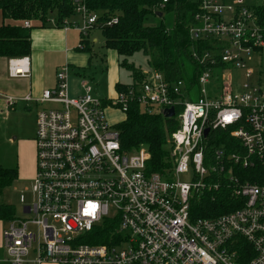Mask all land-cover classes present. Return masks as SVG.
Segmentation results:
<instances>
[{
    "label": "built area",
    "instance_id": "built-area-1",
    "mask_svg": "<svg viewBox=\"0 0 264 264\" xmlns=\"http://www.w3.org/2000/svg\"><path fill=\"white\" fill-rule=\"evenodd\" d=\"M71 1L80 22L65 19L61 27L80 32L79 49L96 25L117 23L116 16L99 23L103 14L89 10L86 0ZM193 1L188 35L200 70L195 100L188 83L167 81L155 69L112 97H98L85 81L83 93L70 97L66 64L39 97L0 93V113L18 100L51 105L36 112L32 201L25 203L22 193V215L2 229L8 264H264V0ZM27 59H9L8 75L25 74ZM236 69L244 78L240 91L232 79ZM132 103L161 115L174 108L166 173L147 170L144 149H121L108 111L123 119ZM218 140L226 142L212 144ZM189 171L193 181L174 180ZM213 180L224 181L235 208L192 218L191 200L216 189ZM104 221L115 228L111 245L82 242Z\"/></svg>",
    "mask_w": 264,
    "mask_h": 264
},
{
    "label": "trees",
    "instance_id": "trees-1",
    "mask_svg": "<svg viewBox=\"0 0 264 264\" xmlns=\"http://www.w3.org/2000/svg\"><path fill=\"white\" fill-rule=\"evenodd\" d=\"M86 0L89 10L102 13L99 23L112 16L117 23L100 26L103 46L112 49L117 55L118 67L128 70L130 82H116L115 90L141 83L144 75L141 70L128 61V57L141 52L146 57L150 69H155L167 81L182 79L189 88L196 87L198 65L191 59L189 48L192 44L188 35V26L197 10L193 0ZM173 10L174 23L168 28L162 22L147 25L145 21L151 14ZM264 16V8L259 9ZM162 16V15H161ZM75 17L71 0H0V57H27L31 50L30 32L35 27L53 25L61 27L64 20ZM54 19V24L51 23ZM28 21L29 26H24ZM89 36L83 41L82 50L92 53ZM94 54V53H93ZM191 68L192 77L189 76ZM182 107L176 109V114ZM121 149L132 152L143 148L146 151V168L151 172L165 173L170 170L169 148L171 134L177 128L176 115L164 117L159 113H147L140 110L136 103L129 105L124 118L116 123ZM226 141L218 140L212 144L219 146ZM170 147V145H169ZM17 178L15 168L0 167V190ZM242 178V177H241ZM252 178V175H250ZM255 177L252 178V180ZM218 187L205 190L191 200L192 218H213L235 208L236 202L222 180H213ZM14 215L11 207L5 211L9 219ZM115 234L113 224L107 221L96 226L82 242L88 244L111 245ZM90 235V236H89ZM241 248V247H240ZM244 252L240 249V256ZM245 256V255H244ZM249 257L246 259L248 260Z\"/></svg>",
    "mask_w": 264,
    "mask_h": 264
},
{
    "label": "rangeland",
    "instance_id": "rangeland-1",
    "mask_svg": "<svg viewBox=\"0 0 264 264\" xmlns=\"http://www.w3.org/2000/svg\"><path fill=\"white\" fill-rule=\"evenodd\" d=\"M246 3H258L261 0H245ZM174 12L173 10H167L162 12V16L151 14L147 17L145 24L157 25L161 22L168 28L173 26L174 23ZM71 21L80 22V17L75 16L70 19ZM1 22V21H0ZM71 33L75 38L69 45L70 55L69 64L76 67L77 72L83 77V80L93 88L92 93L98 97H104L108 95L107 89L109 90L108 78L117 76V81L121 83H128L131 80L128 70L125 68L118 67L115 64V56L111 49H107L103 46V37L100 30L90 31L89 45L92 48L90 52H79L75 51L79 40L81 39L80 32L71 27ZM77 39V42H76ZM95 39V42H92ZM79 52V53H77ZM94 53V54H93ZM129 62L134 63L136 67L144 71L150 69L146 57L141 52H136L127 58ZM111 65V67H109ZM152 69V68H151ZM189 76L192 77L191 68H189ZM232 79L236 89L241 90V83L244 81L242 71L236 69L232 71ZM187 83V81H185ZM197 98V89H191L190 100ZM50 107V105L48 106ZM46 107V108H48ZM109 120L111 123H118L122 119V114L108 111ZM35 113L33 110H22L18 108L16 112L10 113L9 115L0 113V167L3 168H14L17 159V144L20 140L30 141L35 137ZM169 148V145H167ZM143 149V148H142ZM35 150V149H34ZM140 150V149H139ZM35 154V152H34ZM170 158V155H169ZM171 161V158H170ZM167 171V170H166ZM166 173V172H165ZM178 179L182 182H191L194 180L193 172L189 171L186 173L177 174L174 176V180ZM19 191L15 190L13 185H7L3 187L2 193L5 195L7 201L11 204L14 216H21V205L19 200L20 195L23 193L25 197V203L29 204L32 201L31 183H21L18 185ZM29 228L34 229L32 225Z\"/></svg>",
    "mask_w": 264,
    "mask_h": 264
},
{
    "label": "crops",
    "instance_id": "crops-1",
    "mask_svg": "<svg viewBox=\"0 0 264 264\" xmlns=\"http://www.w3.org/2000/svg\"><path fill=\"white\" fill-rule=\"evenodd\" d=\"M93 30L96 29H92L91 31ZM74 39L71 29L65 30L63 27H55L53 25L33 28L30 32L31 50L30 54L27 56L28 64L23 67V69L25 68L23 71H27L25 74L17 77H10L7 70L9 59L6 57H0V93L13 96H22L29 93L34 98L39 97L43 89L52 88L55 85L57 69L66 64L69 67L67 79L68 94L70 97L81 95L83 93L81 85L82 81H84L83 77L79 72L75 71L76 67L70 65L68 62L71 49V47L69 48V45ZM92 42H95V39H93ZM75 45V51L82 53L87 52L77 48L76 43ZM112 51L117 66V55L114 50ZM26 67L28 70H26ZM109 67H111V65ZM116 77L117 76L115 75L114 77L108 78V95H105L104 97H112L115 94V84L118 82ZM49 105L50 104L38 103L35 101L27 103L18 100L6 114L9 115L11 112H16L18 108L22 110H33L36 119V112L40 108H46ZM17 145V159L14 166L17 171V178L11 184L15 190L18 189L17 191H19V184H30L34 177L35 150L33 138L30 141L20 140ZM8 207L12 208L11 204L2 193V190H0V264H8L5 261L6 255L2 239V229L9 220V218L5 216V211Z\"/></svg>",
    "mask_w": 264,
    "mask_h": 264
},
{
    "label": "water",
    "instance_id": "water-1",
    "mask_svg": "<svg viewBox=\"0 0 264 264\" xmlns=\"http://www.w3.org/2000/svg\"><path fill=\"white\" fill-rule=\"evenodd\" d=\"M157 16H161L162 13L161 12H157L156 13ZM174 115V108L173 107H170V108H167V109H164L163 110V116L164 117H172ZM207 133V130H205V134Z\"/></svg>",
    "mask_w": 264,
    "mask_h": 264
}]
</instances>
